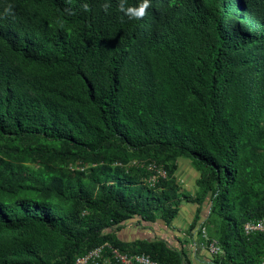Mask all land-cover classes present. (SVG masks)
Returning <instances> with one entry per match:
<instances>
[{
    "label": "trees",
    "instance_id": "1",
    "mask_svg": "<svg viewBox=\"0 0 264 264\" xmlns=\"http://www.w3.org/2000/svg\"><path fill=\"white\" fill-rule=\"evenodd\" d=\"M118 3L0 0V264H74L105 243L190 264L181 244L116 234L174 220L180 158L217 261L259 263L264 233L243 225L264 218V0H150L141 20ZM148 165L166 178L149 185Z\"/></svg>",
    "mask_w": 264,
    "mask_h": 264
},
{
    "label": "crops",
    "instance_id": "2",
    "mask_svg": "<svg viewBox=\"0 0 264 264\" xmlns=\"http://www.w3.org/2000/svg\"><path fill=\"white\" fill-rule=\"evenodd\" d=\"M175 178L179 187L178 198L180 200L177 215L174 220L165 225L162 220L156 222L144 223L134 218L125 223V243H132L137 240H163L169 246L177 248L180 244L188 239L190 242L191 233H194L197 225L205 219L204 210L206 206H198L193 202V198L197 191V180L199 173L194 169L188 159L180 158L176 161ZM198 218L196 227L190 231V225ZM185 234V236H183ZM187 260L190 264H206V258L203 254L196 252L191 246V254ZM187 264V262H184Z\"/></svg>",
    "mask_w": 264,
    "mask_h": 264
},
{
    "label": "built area",
    "instance_id": "3",
    "mask_svg": "<svg viewBox=\"0 0 264 264\" xmlns=\"http://www.w3.org/2000/svg\"><path fill=\"white\" fill-rule=\"evenodd\" d=\"M132 165L139 166L135 162ZM147 170L153 172L147 183L154 185L158 179L166 178V172L155 165H148ZM209 213V211H208ZM202 220L193 234L194 239L191 246L196 252L201 253L206 258V264H221L217 261L224 255L222 247L216 240L210 239ZM243 232L246 236L264 233V218L256 221H249L243 225ZM185 236V234H183ZM74 264H158L148 255L142 253L128 254L112 248L108 243L98 246L86 254L76 258ZM257 264H264V256Z\"/></svg>",
    "mask_w": 264,
    "mask_h": 264
},
{
    "label": "clouds",
    "instance_id": "4",
    "mask_svg": "<svg viewBox=\"0 0 264 264\" xmlns=\"http://www.w3.org/2000/svg\"><path fill=\"white\" fill-rule=\"evenodd\" d=\"M127 0H119L118 11L122 12L130 20H141L147 14V9L151 7L150 0H141L138 6H126ZM105 10L108 5H103ZM84 11H88V5H83Z\"/></svg>",
    "mask_w": 264,
    "mask_h": 264
},
{
    "label": "rangeland",
    "instance_id": "5",
    "mask_svg": "<svg viewBox=\"0 0 264 264\" xmlns=\"http://www.w3.org/2000/svg\"><path fill=\"white\" fill-rule=\"evenodd\" d=\"M89 167H90L89 164H86L83 167V170H82L81 169L82 168L81 165H79V164H70V165L66 166L65 168H67L68 171H69V173H67V176H69V177H73V174H72L73 171H83L84 172L83 173L84 175L82 177H87V171H86V169L89 168ZM208 210H209V207L206 206V208L204 210V214H206L205 217H207V215H208ZM116 234H117V236L120 239H125V226L123 227L122 230H120ZM181 246H182V249H183L186 257L189 258L190 254H191V242H190V240H188V239L184 240L181 243Z\"/></svg>",
    "mask_w": 264,
    "mask_h": 264
},
{
    "label": "bare ground",
    "instance_id": "6",
    "mask_svg": "<svg viewBox=\"0 0 264 264\" xmlns=\"http://www.w3.org/2000/svg\"><path fill=\"white\" fill-rule=\"evenodd\" d=\"M209 211V210H208Z\"/></svg>",
    "mask_w": 264,
    "mask_h": 264
}]
</instances>
